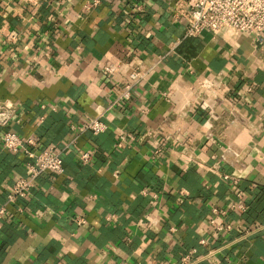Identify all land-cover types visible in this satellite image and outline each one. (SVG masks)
<instances>
[{"label": "crops", "instance_id": "crops-1", "mask_svg": "<svg viewBox=\"0 0 264 264\" xmlns=\"http://www.w3.org/2000/svg\"><path fill=\"white\" fill-rule=\"evenodd\" d=\"M86 1L0 0V264H264V32L186 36L171 0ZM119 61L152 66L129 98L126 66L102 70ZM5 130L64 165L14 203L27 159Z\"/></svg>", "mask_w": 264, "mask_h": 264}, {"label": "built area", "instance_id": "built-area-1", "mask_svg": "<svg viewBox=\"0 0 264 264\" xmlns=\"http://www.w3.org/2000/svg\"><path fill=\"white\" fill-rule=\"evenodd\" d=\"M101 1L87 0L86 8L97 6ZM171 2L172 16L177 20L185 21L186 36L198 35L206 29L214 33L224 30L232 31L235 34L240 32H264V0H171ZM122 66L127 68V80L123 85L120 98H129L133 86L146 77L152 66H145L140 63L132 67L125 61H119L105 63L102 70L107 76L111 77L116 75ZM13 114L14 106L11 103H0L1 126L6 127ZM106 127L107 125L98 117H92L82 125L83 130H90L93 133L102 132ZM131 136L129 133L120 132L114 146H122L123 142ZM1 138L5 148L12 151L21 148L27 159L28 174L19 176L14 180L7 194L6 203H14L26 196L39 176L52 175L64 170L62 156L53 145L48 148H39L33 137L22 138L11 130H5ZM92 154L91 150H84L80 152V157L87 161ZM232 206L243 210L246 207L242 201L235 202ZM5 213L6 205L2 204L0 205V219ZM210 221L216 231L229 230L231 227L230 224L216 222L214 217ZM199 243L205 245L206 239L201 238ZM193 251L192 249L181 257L182 264H190L189 259Z\"/></svg>", "mask_w": 264, "mask_h": 264}]
</instances>
